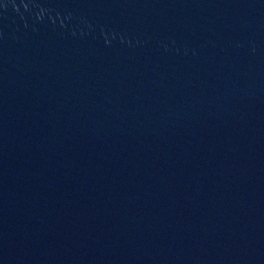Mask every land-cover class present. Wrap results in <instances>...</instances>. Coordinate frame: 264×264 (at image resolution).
<instances>
[{
  "label": "water",
  "instance_id": "water-1",
  "mask_svg": "<svg viewBox=\"0 0 264 264\" xmlns=\"http://www.w3.org/2000/svg\"><path fill=\"white\" fill-rule=\"evenodd\" d=\"M0 264H264V0H0Z\"/></svg>",
  "mask_w": 264,
  "mask_h": 264
}]
</instances>
